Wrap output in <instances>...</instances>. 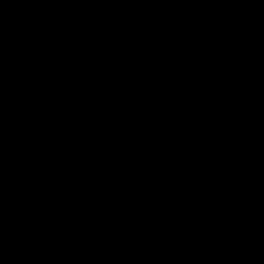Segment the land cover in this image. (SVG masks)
Listing matches in <instances>:
<instances>
[{
    "label": "water",
    "instance_id": "1",
    "mask_svg": "<svg viewBox=\"0 0 264 264\" xmlns=\"http://www.w3.org/2000/svg\"><path fill=\"white\" fill-rule=\"evenodd\" d=\"M0 264H264V0H0Z\"/></svg>",
    "mask_w": 264,
    "mask_h": 264
}]
</instances>
